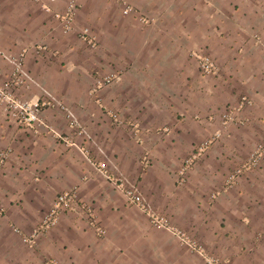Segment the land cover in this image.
Returning <instances> with one entry per match:
<instances>
[{"label": "crops", "instance_id": "0c3cea01", "mask_svg": "<svg viewBox=\"0 0 264 264\" xmlns=\"http://www.w3.org/2000/svg\"><path fill=\"white\" fill-rule=\"evenodd\" d=\"M70 3L75 27L65 32ZM204 55L215 75L200 73ZM18 67L27 85L16 93L54 103L43 118L66 141L26 133L0 108V264H206L151 215L224 264H264V158L227 185L264 144V0H0V85ZM242 97L252 106L224 127ZM215 132L221 139L181 181L184 160ZM74 190L106 235L78 206L26 243L56 197Z\"/></svg>", "mask_w": 264, "mask_h": 264}, {"label": "built area", "instance_id": "2783aa9c", "mask_svg": "<svg viewBox=\"0 0 264 264\" xmlns=\"http://www.w3.org/2000/svg\"><path fill=\"white\" fill-rule=\"evenodd\" d=\"M61 0H49L50 3H58ZM131 8L127 7L124 11L125 14L130 13ZM75 14H76V5L74 3H70L67 11L64 15L59 16L63 28L65 32H71L75 27ZM144 23L149 24L151 20L143 19ZM81 38L83 41L87 42L91 46H95V41L90 37V33L88 29H84L81 33ZM22 61V57L20 58ZM21 63V62H20ZM19 63V64H20ZM199 68L200 73L203 76L215 75L217 73V67L213 59L208 56H200L199 57ZM119 80L117 76H106L98 79L96 81V88H103L107 86L113 85L115 82ZM27 85V81L20 69L18 67L9 77L8 81L3 85H0V108L3 110V113L7 120L14 123L20 129L25 131L26 133H48L54 135L57 139L66 141L60 133H58L52 126H50L47 121L43 118V113L48 109L53 107L55 104L46 99H27L21 98L17 96L16 91L20 88H23ZM253 102L251 99L247 97H242L241 101L235 107H230L224 111L221 116L222 125L225 127L229 124L236 123L238 121V115L247 107L252 106ZM112 117L115 122L119 123L120 119L117 114H112ZM67 118L71 120V116L67 115ZM71 126L74 129H80L79 124L71 120ZM81 133V130H79ZM221 132H215L211 135L209 139L205 142L201 143L195 150V152L187 157L182 165V168L179 172L181 177V181L185 182L188 171L195 165V163L200 159V157L216 142L221 139ZM7 152H3L0 154V166L7 159ZM264 158V144H260L255 151L251 154L248 162L239 169L234 170L227 179V185L234 184L237 179L244 174V172L257 168L262 159ZM98 171L102 174H105L108 179L110 176L107 174L106 166L101 165L98 168ZM114 184L117 188L124 190L123 181L114 180ZM126 196L128 198L129 203L137 206L144 212H148L147 208L143 204V200L137 194L136 189H125ZM78 206H81L82 209L86 212V216L89 224L93 227L99 236H105L106 230L99 226V221L94 209L87 204L81 205L78 198L77 191H68L64 193H60L52 207L45 212L43 215L41 222L34 229L31 235L28 238H25L24 241L30 245L36 242V239L43 233L49 231L53 227H55L60 217L63 213L74 210ZM152 224L158 229H165L167 231L172 232L174 235L178 236L181 243L186 245L190 250L195 251L202 255L205 259L206 264H224L218 259L208 256L204 253L202 248L198 247L196 243L189 240L183 233H180L176 229H174L169 219L166 217H159L151 215ZM19 232L18 230H16ZM45 264H57L55 260H48Z\"/></svg>", "mask_w": 264, "mask_h": 264}, {"label": "rangeland", "instance_id": "374dc122", "mask_svg": "<svg viewBox=\"0 0 264 264\" xmlns=\"http://www.w3.org/2000/svg\"><path fill=\"white\" fill-rule=\"evenodd\" d=\"M211 57V56H210ZM214 61V60H213ZM215 62V61H214ZM216 65V64H215ZM217 67V66H216ZM217 71H218V69H217ZM8 81V80H7ZM17 96H19V97H21V98H24V97H22V96H20L18 93H17ZM253 102V101H252ZM48 260H52V259H47L46 261H45V263L48 261Z\"/></svg>", "mask_w": 264, "mask_h": 264}]
</instances>
